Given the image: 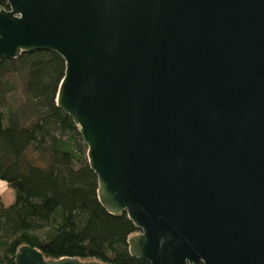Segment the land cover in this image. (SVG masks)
Returning a JSON list of instances; mask_svg holds the SVG:
<instances>
[{
	"label": "water",
	"instance_id": "water-1",
	"mask_svg": "<svg viewBox=\"0 0 264 264\" xmlns=\"http://www.w3.org/2000/svg\"><path fill=\"white\" fill-rule=\"evenodd\" d=\"M0 57L59 53L57 105L151 264H264V0H6ZM16 264L48 258L22 245Z\"/></svg>",
	"mask_w": 264,
	"mask_h": 264
},
{
	"label": "trees",
	"instance_id": "trees-1",
	"mask_svg": "<svg viewBox=\"0 0 264 264\" xmlns=\"http://www.w3.org/2000/svg\"><path fill=\"white\" fill-rule=\"evenodd\" d=\"M65 70L54 51L0 57V180L14 193L9 204L0 195V264H16L22 245L48 258L151 264L130 254L139 228L128 214H112L99 200L88 146L57 105ZM15 93L22 97L11 100Z\"/></svg>",
	"mask_w": 264,
	"mask_h": 264
},
{
	"label": "rangeland",
	"instance_id": "rangeland-1",
	"mask_svg": "<svg viewBox=\"0 0 264 264\" xmlns=\"http://www.w3.org/2000/svg\"><path fill=\"white\" fill-rule=\"evenodd\" d=\"M22 96H21V93H15V94H12V96H10V99L11 100H16V99H19V98H21ZM1 181V183H3V181L2 180H0ZM8 189V188H7ZM2 197H3V199L5 200V202L7 203V204H9L12 200H13V198H14V193H13V191L9 188V190H5V191H3V193H2Z\"/></svg>",
	"mask_w": 264,
	"mask_h": 264
},
{
	"label": "crops",
	"instance_id": "crops-1",
	"mask_svg": "<svg viewBox=\"0 0 264 264\" xmlns=\"http://www.w3.org/2000/svg\"><path fill=\"white\" fill-rule=\"evenodd\" d=\"M7 188L9 189L8 184L5 181H3V183H1L0 181V195L1 196H2L3 191L8 190Z\"/></svg>",
	"mask_w": 264,
	"mask_h": 264
}]
</instances>
